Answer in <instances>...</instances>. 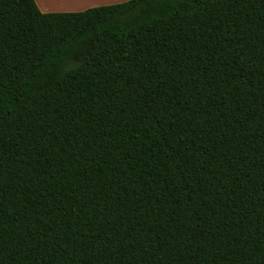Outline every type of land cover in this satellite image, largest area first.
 Here are the masks:
<instances>
[{
    "label": "trees",
    "instance_id": "obj_1",
    "mask_svg": "<svg viewBox=\"0 0 264 264\" xmlns=\"http://www.w3.org/2000/svg\"><path fill=\"white\" fill-rule=\"evenodd\" d=\"M0 264H264V0H0Z\"/></svg>",
    "mask_w": 264,
    "mask_h": 264
},
{
    "label": "crops",
    "instance_id": "obj_2",
    "mask_svg": "<svg viewBox=\"0 0 264 264\" xmlns=\"http://www.w3.org/2000/svg\"><path fill=\"white\" fill-rule=\"evenodd\" d=\"M42 12H74L127 0H35Z\"/></svg>",
    "mask_w": 264,
    "mask_h": 264
}]
</instances>
